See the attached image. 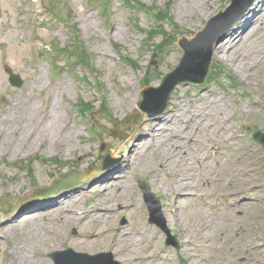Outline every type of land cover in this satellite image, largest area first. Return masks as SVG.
Returning a JSON list of instances; mask_svg holds the SVG:
<instances>
[{
  "label": "rangeland",
  "instance_id": "obj_1",
  "mask_svg": "<svg viewBox=\"0 0 264 264\" xmlns=\"http://www.w3.org/2000/svg\"><path fill=\"white\" fill-rule=\"evenodd\" d=\"M139 1L158 9L163 8L164 12L168 10L171 21L179 25L174 29L167 21L161 20L172 38H168V45L160 53L154 52L152 43L159 42L161 34L151 40L147 38V30L154 28L158 21L145 11L132 15L120 0H110L108 3L107 22L100 17L99 0L89 5L86 0H0V144L8 126L5 116L7 113L18 111V121L14 125L18 127L22 124L30 130L43 129L41 124L48 114L52 113L56 118L47 139L38 141L32 147L17 146L13 150L0 146V264H11L12 251L19 238L16 227L3 229L6 226L2 227V224L22 203L44 200L45 198L34 193V188L49 184L52 175L71 167L85 170L106 154L112 155L118 150L124 152L131 139L137 135L138 126L150 121L145 120L136 107L144 81L157 85L161 78L157 71L163 75L179 62L181 51L176 46V40L182 36L193 37L203 29L204 23L211 16L220 9H225L229 2L219 0L218 7V0H213L209 17H203L198 13L183 16L179 14L178 4L189 0ZM53 9L60 15H70L74 33H70L59 19L50 20L49 15ZM255 32L261 33V28ZM75 33L81 35L87 51L91 53V67L95 72H90L89 80H96L98 75L113 123H108L101 114H97L100 93L77 77L88 72L85 68L68 67L63 59H59L54 75L48 58L40 56L42 50H47L53 43L66 45L75 37ZM255 34L250 37H255ZM172 39L175 41L169 44ZM113 44L119 46L121 54L137 60V69L120 59L113 50ZM249 47L251 49L242 65H238L233 59L227 61L212 55L213 67L220 63L231 69L237 81L235 86L225 76L216 73L209 80L207 76L202 85L180 83L174 88L165 112L160 115L162 118L168 113L174 100L179 99L185 107L186 97L197 99L204 92L213 95L206 102L215 100L217 104L227 108V114L223 118L214 112L208 115L205 119L208 121L201 122L202 133L194 134L196 142H186L194 156L211 138L217 142L218 150L221 151V154L213 155L208 163L204 162L207 168L194 163V170L186 172L197 178L212 174L208 181H199L196 186L197 197L193 193L186 199H175L173 177L179 170L186 171L188 161L172 163L165 171L159 172L157 155L164 151L157 145L145 146L141 150L142 157L153 163V166L142 170L138 165H133L124 178L117 181L112 177L119 172L117 175H106L105 179L109 182L105 192L87 190L84 197L78 196V210L85 212L84 218L67 221L64 217L67 213L58 205L59 200L35 209L38 211L34 213L42 215V219L38 222V236L31 250L34 258L53 264L48 254L68 246L83 252L110 251L121 264H132L129 257L135 246L115 251L109 245L117 244L120 230L127 225L131 231L136 227L146 231L138 239V247L140 252L144 249L146 255L151 257L149 264H180V255L184 256L186 264H264V175H261L264 151L250 140L254 128L264 131V61L257 55L258 48L262 49L259 42ZM153 54L154 64H150ZM4 67H9L20 75L23 80L20 87H14L8 82ZM78 97L94 102V115L88 120L82 119L73 106ZM211 124L213 127L209 128ZM174 126L169 132L172 135L184 129L177 122ZM90 128L95 130L94 136ZM100 145H104L102 150H99ZM239 149L244 150L242 152L247 155V162L244 165H232L242 153L236 151ZM251 151L255 154H251ZM84 152H87L86 158L82 157ZM122 152L116 159L125 157ZM13 162L16 164L12 165ZM29 163L32 164L31 174L26 169ZM19 165L24 168L17 167ZM222 165H228L229 170L223 173ZM91 177L79 179L77 189L87 187ZM135 180L147 181L159 198L165 225L176 244L179 243L177 248L166 245L165 231L147 221V211L141 203L143 196ZM116 182V186L112 185ZM72 191L60 190L53 195ZM129 197L131 201H128ZM223 199L229 204H223ZM99 200L107 204L101 205ZM119 205L121 208H118ZM95 207H101L108 213L99 211L101 214L90 212L86 215L87 211ZM41 209L43 211L39 212ZM20 215L16 224L23 225L26 218ZM201 222L205 227L200 230V236L194 237L193 233L185 231L189 225L199 227ZM23 226L21 232L26 233V225ZM182 229L183 234L192 241L194 256L190 262L181 248ZM91 233L98 235L93 249H78L77 245L87 241ZM152 237L157 239L152 242ZM207 237L210 239L209 244L203 251L199 250L200 241ZM133 242L135 243V239ZM197 255L204 256L199 258ZM251 256L255 257V263L250 261Z\"/></svg>",
  "mask_w": 264,
  "mask_h": 264
},
{
  "label": "bare ground",
  "instance_id": "obj_2",
  "mask_svg": "<svg viewBox=\"0 0 264 264\" xmlns=\"http://www.w3.org/2000/svg\"><path fill=\"white\" fill-rule=\"evenodd\" d=\"M213 0H189L188 2L178 4L179 14L181 16L195 13L200 14L203 17H209L211 8L210 4ZM264 0H254L248 10L240 18V20L235 23L233 29L227 32L225 38L217 45L214 46L213 57L225 58V60H234L238 62V65H242L245 60L247 53L250 51V47L257 42H259L260 49L258 48V57L264 61ZM259 23V26H257ZM259 27L261 28V33L255 34ZM118 31V28H116ZM255 34V37L251 38L250 36ZM250 39V40H249ZM249 40V41H248ZM249 47V48H248ZM251 59V58H250ZM253 62V61H252ZM251 62V63H252ZM255 63V62H254ZM213 96L209 92L201 93L197 99L186 97L187 103L183 107L180 100H175L172 103V106L168 109L162 118L157 117L158 119H153L151 122L145 123L138 126V134L135 137V141L130 142L127 146V149L124 151L125 156H131L129 162L127 158L123 157L121 159V164H124L122 171L119 172L118 177L114 179L115 181L120 178H124L128 169H132L133 165H138L142 170H146L153 166V163L142 157L143 147L155 143L157 147L164 151L163 154L159 155V162L157 164L159 171L163 172L166 170L172 163H179L183 161H188V167L185 172L179 170L173 177V190L175 198L183 200L188 198L193 193H197L198 190L196 186L199 181H208L212 178V174L209 173L208 176L201 175L199 178L187 174L186 172L194 170L193 166L195 164H201L204 168H207L204 162L208 163L212 159L213 154L217 152L218 144L211 138L206 144L201 147L198 152L195 154L192 153V149L186 146L188 144L196 142L194 134H201V122L204 120L206 123L208 120H205L208 115L212 112L218 114L221 118L226 116L227 108L217 104L214 101H207L208 97ZM185 98V99H186ZM18 111H13V113H7V129L6 134L3 133L1 140V148H13L15 150L17 146L22 147L26 146L28 148L34 146L38 141L42 142L47 139L48 133L50 135V130L52 129L55 123V116L51 113L48 114L46 120L41 124V130H30V128L25 127L24 125H19L16 127L14 125L17 122ZM180 123L183 126L182 131H177L175 134H170L169 132L175 127V123ZM174 126V127H173ZM213 125H209L211 128ZM10 136V137H9ZM209 137V134L206 135ZM139 145H141L139 147ZM122 150H118L112 154V157H116L121 153ZM87 152L82 154V157H87ZM252 154H255L254 151H251ZM239 165H244L247 162V155L243 154L238 157ZM108 173L107 171L101 175H96L90 181H88L87 187H82L78 191L69 193L65 196L59 198L62 205H60L65 213L64 217L67 221H73V219H82L85 216V213L77 212L78 206V196H82L87 193V190L92 191H105L107 182L102 181ZM106 183V184H104ZM127 184L129 182H126ZM117 184L113 183L112 185ZM203 184V183H201ZM116 186V185H114ZM128 191V189H127ZM193 191V192H192ZM80 194V195H79ZM59 202V203H61ZM101 205H106L107 203H102L101 200L98 201ZM40 204L36 203H22L15 211V213L2 224L3 229L7 228H17L19 230V238L16 242L12 255L10 258L11 264H50L49 262L34 258V252L32 248L34 247V241L37 240V228L38 222L42 219V215H37L34 212L36 208H40ZM43 211L42 209L39 211ZM105 211L101 207H95L90 209L86 215L90 212ZM22 213H25V220L23 225H26L27 232L22 233L23 225L16 224V221L19 219L18 216ZM101 214V213H100ZM97 218V217H96ZM32 222V224H28ZM143 227V226H142ZM204 223L201 222L200 226L198 225H189L185 231H190L193 233V236H200V230H204ZM120 230V229H119ZM180 230V229H179ZM184 229L180 231L181 233V248L188 255L189 262L192 260L194 254L192 253L193 249L191 248L192 241L187 235H184ZM121 235L116 245L109 244L115 251H120L123 248L134 247V250L130 251V257L133 261L132 264H149L151 257L147 256L144 249L140 252L138 245L140 244L138 239L141 238L145 231L142 228H135L134 230H129L128 226L125 225L124 228L120 230ZM97 235L92 233V236L84 241L82 244H78L79 249H93L96 245ZM135 239V243L133 240ZM156 237H152L151 241L156 240ZM93 241V243H91ZM210 239L207 237L204 240H201L199 243V250H204L206 245L209 244ZM144 244V242H142ZM107 245V244H106ZM204 256V255H202ZM197 255V257H202ZM40 258V257H39ZM254 260V258H253ZM204 264V263H201Z\"/></svg>",
  "mask_w": 264,
  "mask_h": 264
},
{
  "label": "water",
  "instance_id": "obj_3",
  "mask_svg": "<svg viewBox=\"0 0 264 264\" xmlns=\"http://www.w3.org/2000/svg\"><path fill=\"white\" fill-rule=\"evenodd\" d=\"M238 1L239 0L234 1L232 6L229 8L227 14H229L231 11H233L236 8V6H238ZM248 4H249V1L243 4L244 6L237 13H235L233 15L234 18H232L230 20V23L228 24L227 27H229L231 25V23L241 14V12L245 9V7ZM214 20L215 19H213L211 21V23L209 24L207 29L211 28ZM225 29H223L222 31H219L218 33L217 32L213 33L214 32L213 31L212 32L213 34H211V36L206 37L204 39L197 38V39L193 40L192 44H190L191 42L184 41V40H182L180 42L181 47L185 50V54L183 56L182 63L178 68L179 70L177 69L176 72H178L179 74H182V76L180 79H177V80H171L172 77L166 78L163 86L160 88V91L161 92L163 91L161 97H164V96L166 97L168 92L171 90V88L174 86V84H176L178 81H181V80L196 81L195 76L190 75L189 74L190 72L188 73V71H187V69H188L187 66L190 63L191 58H194V57L198 58V67H199V70L201 69V73H202L201 77H203L206 74V71L208 68L209 56H210V52H211V45ZM188 45H192V46H188ZM9 73H10L9 80L11 83L16 84V85H20L22 83V81L20 80V78L17 75H14L10 71H9ZM148 92L149 91H147V93ZM147 93H146V99L148 98ZM145 104H144V102H142L141 107L145 113V116L149 117L150 115H152V113L148 110V108L145 106Z\"/></svg>",
  "mask_w": 264,
  "mask_h": 264
}]
</instances>
